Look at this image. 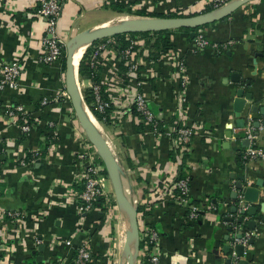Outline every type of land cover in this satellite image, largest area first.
<instances>
[{"label": "crops", "instance_id": "obj_1", "mask_svg": "<svg viewBox=\"0 0 264 264\" xmlns=\"http://www.w3.org/2000/svg\"><path fill=\"white\" fill-rule=\"evenodd\" d=\"M40 1L0 0V66L7 61L21 65L17 86L0 90V105L22 104L33 122L24 134L18 125L0 117V264H27V260L75 264L73 254L81 246L87 248L90 264H112L113 222L106 203L100 199L94 208L77 212L83 170L78 154L91 146L65 96L62 61H39L46 26L44 19L35 15ZM59 1L57 33L66 42L120 14L135 15L136 9L158 14L179 10L191 16L206 12L214 0ZM110 1L128 4L132 12L114 10ZM170 31L174 48L157 60L136 57L137 69L125 80L119 75L121 57L116 50L109 44L98 53L97 79L83 81L94 109L91 84L99 85L103 98L110 102L104 118L98 113L99 131L120 162L138 205L152 211L142 222L159 232L155 252L160 264H239L240 259L245 264H264V213L259 204L256 216H243L252 243L239 258L231 255L234 246L229 222L220 218V213L232 216L226 213L229 193L239 175L245 177V186L263 181L259 200L264 201V158L246 161L244 166L237 163L238 153L247 146L239 136L249 125L254 144L264 147V115L259 111L264 105V0L246 3L225 20L193 31L211 42L231 40L226 48L196 49L191 32ZM234 73L239 76L238 83L233 81L237 79ZM239 87L243 94L252 95L241 112L242 128L235 126L232 106ZM138 92L159 120L160 129L154 130L135 113L133 101ZM44 97L47 103L43 105L40 100ZM252 107L258 111L252 112ZM255 122L260 125L255 127ZM176 124L194 128L185 159L175 149L171 135ZM35 151L40 152L38 156L26 160ZM182 166L189 182V200H197L200 209L197 220L188 219V205L158 189L161 183L175 179ZM101 207L107 209L104 214ZM6 210H17L21 216L13 219L2 213ZM252 219L256 220L254 230L247 227ZM40 245L42 250H38ZM225 245L230 247L228 253L223 250ZM39 255L42 260L36 261Z\"/></svg>", "mask_w": 264, "mask_h": 264}, {"label": "built area", "instance_id": "obj_2", "mask_svg": "<svg viewBox=\"0 0 264 264\" xmlns=\"http://www.w3.org/2000/svg\"><path fill=\"white\" fill-rule=\"evenodd\" d=\"M227 0H214L213 9L220 7L225 4ZM61 4L59 0H41L35 15L41 17L45 21V30L41 37V52L39 55V61L44 64H50L55 61H62L65 57V41L60 38L57 33L58 17L60 14ZM112 38H107L104 41L96 45V48L92 50L90 54V66L94 72L88 80H92L95 73V59L100 51H103L109 46ZM232 41L217 43L211 42L205 39L200 32H196L193 37V43L196 49H201L206 46H211L216 49L226 48ZM136 41L131 40L130 45L125 48L121 53L122 58L126 60L128 65L127 73H132L137 69V62L135 61V51H131ZM141 58V57H139ZM141 60V59H140ZM181 63L180 67L182 68ZM21 73V65L17 61H7L0 66V90L5 87H16L17 81ZM93 81V80H92ZM91 83V82H90ZM92 94L94 98L95 110L102 116L105 117L107 110L110 107V102L103 98L99 85L91 84ZM65 96L69 99V95L65 93ZM180 100L183 101V93L179 95ZM47 98H42L40 104H46ZM134 109L141 115V118L146 122L150 123L154 130H158V119L148 108L147 101L141 93H136L133 101ZM0 117L5 120H10L20 127L22 133L27 134L33 126L32 118L29 111L19 103L8 104L5 106L0 105ZM96 117V116H95ZM97 119V118H96ZM99 123V119H97ZM174 133L173 140L175 147L179 153L188 152L191 138L194 136V128L191 126H176L174 125L171 135ZM243 139L248 141L247 146L242 152V158L245 161H252L264 158V147H258L254 144L255 135L253 134V128L251 125L245 128ZM90 150L80 152L78 154V160L81 162L83 170L81 172L82 189L76 195L77 196V212L82 214L92 208H94L97 201L100 199L105 203L108 201V193L106 190V182L108 176L104 173V166L98 161L97 153L94 147L90 144ZM39 151L32 153L33 157H37ZM24 160L21 161L23 165ZM233 186V190H234ZM159 191L163 193H171L174 201L177 203L188 205L187 217L190 220H197L199 218L200 209L198 205L190 203L188 198L189 193V182L187 178H175L168 183H163L161 187H158ZM175 191L178 193L176 194ZM240 198L238 212L235 213V218L241 214L240 210L247 209V205L242 200L241 192L237 195ZM4 215H7L13 219L20 217L21 215L17 210H6L3 211ZM139 226V247L136 264H160L158 253L155 252L159 239V232L152 226H148L138 218ZM232 229L235 233H241V237L233 236L231 245L235 247L236 244H241L244 248L243 255L247 253L250 247L249 240L252 237V232L249 230L242 231L241 226L232 224ZM70 241H66L68 245ZM233 258H237L235 251L231 253ZM90 261V254L86 247L81 246L77 250V256L75 258V264H86ZM1 263V261H0ZM37 264V263H35ZM41 264V263H39ZM46 264V263H43Z\"/></svg>", "mask_w": 264, "mask_h": 264}, {"label": "water", "instance_id": "obj_3", "mask_svg": "<svg viewBox=\"0 0 264 264\" xmlns=\"http://www.w3.org/2000/svg\"><path fill=\"white\" fill-rule=\"evenodd\" d=\"M254 0H229L220 7L214 8L212 10L206 11L201 14L191 15V16H182V17H134L127 18L122 22H113L111 25L107 26H96L90 29L80 31L70 37L65 42V71H64V80L66 92L69 95L70 103L75 113L76 120L78 121L80 127L84 131L87 140L94 147L97 156L101 159L108 179L114 189V192H120L124 195H127L131 198V204L128 205L126 209L125 221H126V232L125 240L128 249V264H136V259L139 251V226H138V198L131 187L129 181L125 177L123 170L121 168L120 162L118 161L115 153L110 150V147L107 144L102 133L91 121L88 113L86 111V104L84 97L82 98L80 90L78 88L77 75L79 76V65L75 69L73 64V51L75 47L80 42H88L89 44L104 39L106 37H112L118 34L123 33H133V32H155L161 30H170V29H180V28H196L202 25L213 23L220 20H225L233 12L239 9L246 3L252 2ZM195 33L191 32L190 36L194 37ZM236 76L237 79L233 81L238 83L239 76L237 73L233 74V78ZM249 84V81L246 82ZM252 95L250 93L243 94L242 87H239L235 92V97L233 98V111L234 115L237 118L235 126L237 128H242L245 124V121L241 116V112L244 108L246 100H251ZM90 113L96 119L93 112L88 107ZM252 112H257V107L251 108ZM261 114L264 115V105L259 108ZM97 120V119H96ZM255 127L260 125L259 122L254 123ZM228 127L227 137H231L232 130ZM243 143L248 144L247 140H244ZM39 163V161H37ZM245 177L242 175L238 176V181L235 184L234 190L230 191V199H235V203L231 206L230 210L234 213L238 212V206L240 198L237 197L238 193L241 192L243 202L248 206L245 210H240L241 214L238 217L240 222H243V216L248 214L249 216H256L257 214V205L260 206V211L264 213V201L259 200L261 191L259 187L263 186V181L261 179L257 180L253 186H245ZM262 198V197H261ZM116 205H120L121 198L118 197ZM227 221L231 220V217L226 218ZM264 221V217L262 218ZM256 226V220L252 219L247 222V227L251 230H254ZM230 226H228V230ZM236 237H241V233H237ZM228 239V237H227ZM249 243H252V238L249 240ZM43 246L40 245L38 250H42ZM223 250L228 253L230 247L225 245ZM236 257L243 255L244 248L241 244H236L234 247ZM42 256H37L36 261H41ZM228 262H231V259H228ZM239 264H245L246 261L240 259Z\"/></svg>", "mask_w": 264, "mask_h": 264}, {"label": "trees", "instance_id": "obj_4", "mask_svg": "<svg viewBox=\"0 0 264 264\" xmlns=\"http://www.w3.org/2000/svg\"><path fill=\"white\" fill-rule=\"evenodd\" d=\"M227 1H229V0H227ZM260 1H262V0H260ZM109 5L112 8H114V10H117L119 12H123V11L129 12V13L132 12V9L130 7H128V4L127 5H123V4H119L117 2H114V1H110ZM212 9H213V7H210V8H207L206 10L209 11V10H212ZM134 14L135 15H139V16H158V17H182V16H184L182 13H180L179 10H176L175 12H171L169 14H162V13L158 14V13H155V12H147V11H145L143 9H136L134 11ZM252 15L254 16L255 12H253ZM214 23L215 22L209 23V24H206V25H202V26L196 27L194 29L193 28H180V29H182L185 32H189L190 33V32H193V31H197L200 28H204V27H207L209 25H212ZM170 33H171L170 30H161V31H155V32L123 33V34H118V35L110 37V38H112L110 46L114 50H116L117 54L121 57V61H120V64H119V69H118L120 77L123 80H125L127 78L126 75L128 74L127 73L128 65L126 63V60L124 58H122L121 53L125 50V48H127L130 45V41L132 39L136 41L135 45H133V47L131 49V51H135V55H134L135 58L141 56L144 60H157V59L160 58V56L162 54H165V53H167L168 51H170V50H172L174 48V45L172 44V41H171V37H170L171 34ZM107 38H109V37H106V38L101 39V40H97V41L91 43V45H89L86 48V50H85V52L83 54V57H82V59H81V61L79 63V75H80L82 80L89 79L90 76H91V73L94 72L92 70L91 66H90V53L92 52L91 46L96 44V43H98V42H100V41H104ZM144 50L147 51V53L145 55L143 53ZM62 63H63V68L65 69L64 58L62 59ZM97 70H99V66L97 67ZM93 74H94V76L92 77V80L95 81L97 79L96 71ZM84 100H85L86 104L88 105V107L90 108V110L96 116V118L99 119L100 115L98 114V112L92 106V100H91L90 92H89V90L87 88L84 90ZM134 111H135V109H134ZM135 113L137 114V116L141 117V115L139 113H137L136 111H135ZM158 126H159V129H160V127H161L160 122H158ZM177 126H180V124L179 125L177 124ZM173 135H174V133L172 134V136ZM243 136H244V133H242L239 137L242 138ZM47 145H48V143L46 142V144L44 145V148ZM175 149L178 152V149L177 148H175ZM243 150L241 152H239L238 155H237V163L240 166H244V162H246L242 158ZM185 153L187 154V152H183L182 153V154H184L183 157H182L183 159L186 158V154ZM33 158L34 157L30 154V155L27 156L26 160L30 161ZM172 158H174V154H173ZM100 162L102 163L101 159H100ZM183 166H182V169L180 170L178 176L176 177L177 179L178 178H187L185 172L183 171ZM104 173H106L105 169H104ZM161 185H162V183L160 184V187H161ZM175 193L177 194L178 192L175 191ZM100 202H102V201H100ZM235 202H236L235 199H230L229 208H228V210L226 212V213H231L232 214V216H230L231 220L228 221L229 222V226H230L229 235H231V237H230L231 240H232L233 236H235L237 234L232 229V224H237V225L241 226L242 231L247 230L246 229V223L240 222L238 220V217L235 218V213L230 210L231 206ZM190 203L198 204L197 200H192V199L190 200ZM214 203H215V206H216V211L218 212V205H217L216 201H214ZM106 210L107 209L105 207H101V211H102L103 214L106 212ZM138 213H141L140 220L143 221L146 217H148V216H150L152 214V211L151 210H146L142 206L138 205ZM199 216H200V213H199ZM227 217L228 216H226L224 213H220V218L221 219H224L225 221H227L226 220ZM228 240H229V238H228ZM141 245H142V243L139 244V247H141ZM76 256H77V251L74 252L73 258H75ZM32 263H35V260H27V264H32ZM87 264H90V263L88 262Z\"/></svg>", "mask_w": 264, "mask_h": 264}, {"label": "bare ground", "instance_id": "obj_5", "mask_svg": "<svg viewBox=\"0 0 264 264\" xmlns=\"http://www.w3.org/2000/svg\"><path fill=\"white\" fill-rule=\"evenodd\" d=\"M126 19L127 18H125V17H120V18L115 19L109 23H105V24H101V25L107 26V25L113 24V22H122ZM88 44H89L88 42H80L75 47V49L73 51V64H74L75 69L78 68L79 62L81 61L83 54L86 50L85 47H88ZM79 80H80L79 76H77L78 88H79L81 96L83 98L81 83ZM86 111H87L88 116L90 117L91 121L94 123V125L99 130L100 126L98 125L97 120L92 117L93 115L90 113L87 106H86ZM118 197L121 198V201H120L121 204L117 205V210L119 213V230L118 231H120L121 238H124V241L123 240H122V242L120 241V256H119V263L118 264H128V256H127L128 255V249H127L126 240H125V232H126L125 215H126V209H127L128 205L131 204V198L127 195L120 193V192L116 193V200Z\"/></svg>", "mask_w": 264, "mask_h": 264}, {"label": "rangeland", "instance_id": "obj_6", "mask_svg": "<svg viewBox=\"0 0 264 264\" xmlns=\"http://www.w3.org/2000/svg\"><path fill=\"white\" fill-rule=\"evenodd\" d=\"M119 17H126V18L131 19V18H134L136 16L124 13V14L118 15L116 18H119ZM100 42H102V41H100ZM100 42L92 45L91 46V50H94L96 48V45L99 44ZM89 45H91V44H88V46ZM85 48H87V47H85ZM79 79H80L79 81L81 83L82 94H83V97H84L85 84H84V81L81 79L80 75H79ZM98 159H99V157H98ZM98 161H99L100 164H102L100 162V159ZM106 190H107V193H108V201L106 202V206H107V209L109 210L108 212L111 215V219H112V222H113V236H114L113 245H114V251H113V255H112V264H117L119 256H120V231H118L119 230V218H118L119 213L117 215L118 210H116V208H115V206H116L115 192H114V189H113L109 179L106 182Z\"/></svg>", "mask_w": 264, "mask_h": 264}]
</instances>
